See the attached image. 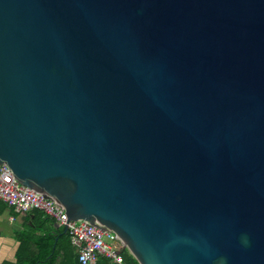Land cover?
<instances>
[{
    "label": "water",
    "instance_id": "obj_1",
    "mask_svg": "<svg viewBox=\"0 0 264 264\" xmlns=\"http://www.w3.org/2000/svg\"><path fill=\"white\" fill-rule=\"evenodd\" d=\"M3 163L139 264H264V0H0Z\"/></svg>",
    "mask_w": 264,
    "mask_h": 264
},
{
    "label": "crops",
    "instance_id": "obj_2",
    "mask_svg": "<svg viewBox=\"0 0 264 264\" xmlns=\"http://www.w3.org/2000/svg\"><path fill=\"white\" fill-rule=\"evenodd\" d=\"M50 232L56 235L52 247L41 240ZM67 232L65 225L56 220L45 222L34 210L18 212L0 199V264H77V246L71 251L69 240L64 237ZM110 242L119 252L124 249L120 240ZM20 251L24 261L19 260Z\"/></svg>",
    "mask_w": 264,
    "mask_h": 264
},
{
    "label": "built area",
    "instance_id": "obj_3",
    "mask_svg": "<svg viewBox=\"0 0 264 264\" xmlns=\"http://www.w3.org/2000/svg\"><path fill=\"white\" fill-rule=\"evenodd\" d=\"M0 199L18 212L40 210L44 216L51 217L60 224H67L81 264H98L101 254L107 255L113 262L126 264L121 253L110 242L119 239L95 225L68 220L67 213L52 197H45L41 192L23 185L6 163L0 164ZM106 237L109 238L108 241Z\"/></svg>",
    "mask_w": 264,
    "mask_h": 264
},
{
    "label": "trees",
    "instance_id": "obj_4",
    "mask_svg": "<svg viewBox=\"0 0 264 264\" xmlns=\"http://www.w3.org/2000/svg\"><path fill=\"white\" fill-rule=\"evenodd\" d=\"M34 212H36L37 214H40L41 216H43V220L45 222L50 221V220L55 221L51 217L44 216L43 213L41 211H39V210H34ZM64 237L68 238L71 251H74V248H73L74 243L71 241L69 233L67 232V234L64 235ZM55 239H56V235L54 234V232H50L47 235L41 237V240H43L46 245H49L51 247L54 245ZM62 240H63V238L60 240V244H61ZM121 255L123 256V260H124V262L126 264H139L137 259H135V257L127 249H123L122 252H121ZM19 260L20 261H24L25 260V256H24V254H22V251L19 252ZM76 262H77V264H81L79 259H78V255L76 256ZM98 264H112V260L107 255L101 254L99 256V259H98Z\"/></svg>",
    "mask_w": 264,
    "mask_h": 264
},
{
    "label": "rangeland",
    "instance_id": "obj_5",
    "mask_svg": "<svg viewBox=\"0 0 264 264\" xmlns=\"http://www.w3.org/2000/svg\"><path fill=\"white\" fill-rule=\"evenodd\" d=\"M105 239H106L107 241L109 240V238H107V237H106Z\"/></svg>",
    "mask_w": 264,
    "mask_h": 264
}]
</instances>
